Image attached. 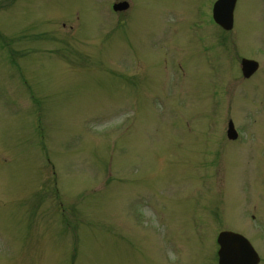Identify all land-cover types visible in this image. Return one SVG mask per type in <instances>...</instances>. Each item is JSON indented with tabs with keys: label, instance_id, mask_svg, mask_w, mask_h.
<instances>
[{
	"label": "rangeland",
	"instance_id": "374dc122",
	"mask_svg": "<svg viewBox=\"0 0 264 264\" xmlns=\"http://www.w3.org/2000/svg\"><path fill=\"white\" fill-rule=\"evenodd\" d=\"M91 1L0 0V264H216L220 228L264 264V0L219 72L173 31L208 0H133L127 27Z\"/></svg>",
	"mask_w": 264,
	"mask_h": 264
},
{
	"label": "water",
	"instance_id": "95a60500",
	"mask_svg": "<svg viewBox=\"0 0 264 264\" xmlns=\"http://www.w3.org/2000/svg\"><path fill=\"white\" fill-rule=\"evenodd\" d=\"M251 61L243 60L242 69L245 76L249 75L255 66L251 64ZM229 135L233 134L232 124L229 123ZM218 242L220 243L219 264H256L258 259L255 253L252 252L251 248L247 246L240 239L233 237L228 233H222ZM239 244V245H237Z\"/></svg>",
	"mask_w": 264,
	"mask_h": 264
},
{
	"label": "flooded vegetation",
	"instance_id": "af4514ba",
	"mask_svg": "<svg viewBox=\"0 0 264 264\" xmlns=\"http://www.w3.org/2000/svg\"><path fill=\"white\" fill-rule=\"evenodd\" d=\"M100 1H103V0H94V1H91V2H92V4H93V6H96V7L99 8V7L101 6V4L98 3V2H100ZM118 1H120V0H118ZM128 2H129V5H130V7H131V0H128ZM130 13H134V12H130ZM127 14H128V13L125 12V11H124V12H121V13L119 14L120 22H122V21L125 20V16H126ZM57 15H58V11L53 12V13L51 14L52 19H50V22L56 24V23L62 21L63 19H65L64 16L61 18V16H57ZM132 17L135 18V16H132ZM133 20H134V19H133ZM134 21H135V20H134Z\"/></svg>",
	"mask_w": 264,
	"mask_h": 264
}]
</instances>
